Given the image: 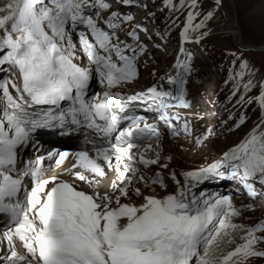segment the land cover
Masks as SVG:
<instances>
[{
	"label": "snow or ice",
	"instance_id": "snow-or-ice-1",
	"mask_svg": "<svg viewBox=\"0 0 264 264\" xmlns=\"http://www.w3.org/2000/svg\"><path fill=\"white\" fill-rule=\"evenodd\" d=\"M162 2L177 10L172 0ZM178 4L191 9L181 43H199L209 35L205 29L214 13L193 24L197 0ZM131 7L144 9L145 19L155 18L145 0H0V243L6 242L8 252L0 264H247L249 258H264L258 247L264 244V219L237 224L232 218L242 213L231 194L198 191L209 181L230 180L237 193L264 197V78L241 62L248 78L245 71L235 73L229 98L245 107L255 104L259 122L211 164L177 173L169 167L172 156L163 155L155 124L129 114L138 105L156 113L173 138L183 135L197 146L243 127L246 114L237 119L231 112L227 118L216 113L221 131L207 135H195L187 118L174 123L181 116L170 109L192 107L185 87L193 71L190 54L184 62L177 59L175 76L125 91L148 54L141 33L152 39L149 28L124 10ZM190 29L199 34L190 39ZM93 82L104 90L90 93ZM197 118L203 117L193 114ZM81 127L95 139L86 138L91 147L74 154L72 182L63 174L44 177L39 161L20 159L41 130ZM144 140L156 143L142 147ZM68 155L57 153L56 164ZM151 166L156 170L148 176ZM106 168L115 179L101 192L97 178L106 176ZM237 231L243 232L242 242L220 252L235 242Z\"/></svg>",
	"mask_w": 264,
	"mask_h": 264
},
{
	"label": "rangeland",
	"instance_id": "rangeland-1",
	"mask_svg": "<svg viewBox=\"0 0 264 264\" xmlns=\"http://www.w3.org/2000/svg\"><path fill=\"white\" fill-rule=\"evenodd\" d=\"M145 2L148 4L147 11L154 12L155 18L146 19L144 25L152 26L157 31L156 36L145 41L148 46V54L142 57V59H146V64L144 63L141 66V70L151 72L160 64L154 62L155 59L149 52L153 48L155 54L159 55L161 52L160 49L152 47V43L162 42L161 45L165 51L159 56L160 61L167 52L178 48L176 44L181 42L180 32L185 24L187 11L191 9L186 5L180 6L178 0H172L173 4H177V10L164 7L162 0H145ZM197 3L198 8L195 11L199 15L193 21V24L203 19L204 14L208 11H212L214 15L207 22L205 30L209 32L208 36L204 37L199 43L184 42V44L186 43L184 50L192 56V68L197 67L192 71L196 94L193 96L196 100L194 98L193 100L198 102L200 99L202 106L196 105V107L208 108L210 106L211 109L215 110V113H222L225 118H227L229 112L237 119L240 113H245L247 122L243 127L233 130L230 134L212 136L211 140L203 146L194 145L190 139L186 141L181 139L177 142L175 138H172L173 141L170 144L172 149L165 145L163 155L172 156V160L169 161L170 163L168 162L169 167L170 165L174 166L171 169L178 171V173L186 169L183 166L189 165V160H192L193 167H196L199 162H204L211 157L214 151H225L226 148L239 142L261 117L260 110L255 104L248 107L237 105L235 99L229 97L234 82L232 77L235 73L245 71L244 79L247 80L248 78L247 70H242L240 67L242 61H247L252 70H258L257 79L264 78V50H262V47L264 48V0H222V6L218 9L215 6V0H197ZM142 10L146 13L144 9ZM236 29L239 35H237ZM198 34L199 30H189L190 39ZM143 37V33H141V38ZM238 38H240V42ZM186 45L188 46L186 47ZM169 60H171V56ZM226 80L229 83H225ZM250 94L254 95L255 90ZM211 118L210 122L205 121L203 118L195 121L192 125L190 124L195 135H207V132L213 129L217 133L221 131L218 119L212 114L206 120ZM180 179L183 180V177H180ZM169 184L171 185L169 189L171 191L174 185L171 184V181H169ZM227 186L226 183H222L221 187L224 193L228 195L232 191ZM233 203L241 209L242 213L233 219L235 223L253 226L264 219L263 209L259 211V208L255 206L252 209L242 207L251 203L246 194L235 193ZM255 220L256 222H254ZM242 235L243 232L237 235V238H235L236 244L242 242L239 239ZM236 244L228 251L232 250ZM258 247L264 248V244L258 245ZM247 264H264V258H249Z\"/></svg>",
	"mask_w": 264,
	"mask_h": 264
},
{
	"label": "bare ground",
	"instance_id": "bare-ground-1",
	"mask_svg": "<svg viewBox=\"0 0 264 264\" xmlns=\"http://www.w3.org/2000/svg\"><path fill=\"white\" fill-rule=\"evenodd\" d=\"M214 1V0H213ZM125 10V9H124ZM235 26H236V23H235ZM236 31H237V35H239V32H238V30L236 29ZM238 41L240 42V38H238ZM186 44V43H185ZM185 44L183 43V47H185ZM186 46H188V45H186ZM161 48L162 49H164V47L161 45ZM176 50H178V48H176L174 51H176ZM262 50H264V48L262 47ZM151 51H154V49L153 50H151ZM173 51V50H172ZM155 60H154V62H157V61H159L160 62V59L159 58H157V57H154V56H152ZM143 65V63H139V65H138V70H141V66ZM194 102H196V101H194ZM194 102H192V103H194ZM199 103L198 102H196V105H198ZM198 106H202L201 104H199ZM192 107H196V106H193V104H192ZM196 109L197 110H202L203 108H201V107H196ZM213 118V117H212ZM212 118L210 119V120H205V121H208V122H210L211 120H212ZM203 121V120H202ZM48 133H51V131H49V132H43V133H38L37 134V137H45V139L47 140L48 139V137L47 136H49L48 135ZM54 134V133H53ZM172 136L171 135H169L168 134V132H165L162 136H161V140H162V142H163V147L166 145V147H168L169 149H172V147H171V143H172ZM181 139L183 140V141H186V139H184V137H183V135H181L179 138H175V140H177V142L178 141H181ZM49 140L50 139H48V141H45V140H43V139H41V138H39V143L41 144V145H43L42 146V148L44 149V144L45 143H49ZM50 141H53V140H50ZM61 142H64V141H60L59 140V138H58V140H55V142H54V144H56V143H61ZM147 143H153V144H155L156 143V141L155 140H152V141H143L142 142V144H141V146L143 147V145L144 144H147ZM50 145H48L47 147H52V145H51V143H49ZM176 145V144H175ZM42 150V149H41ZM147 155L148 156H154V153H152V152H148L147 153ZM170 163V162H169ZM189 165H186V166H183V167H185L186 168V171L187 170H189V169H191L192 167H193V164H192V160L190 161L189 160ZM178 165H180V164H178ZM174 166H172V165H170V168H173ZM155 170H156V166H151V170L149 171V170H145L146 171V173H147V175L148 176H151L154 172H155ZM181 171H184V170H181ZM177 173H178V171H176ZM46 177H48V176H46ZM71 178V177H70ZM115 179V173H114V171H109V170H106V176L104 177V178H101L100 179V181H101V183H100V185H99V187H98V190L99 191H101V192H103V191H107V190H109V186H110V184H111V181L112 180H114ZM141 186V188L143 189V185H140ZM213 186V185H212ZM81 189H85V190H89L90 191V189H88V186L87 185H85V187L83 188V186L82 185H80L79 186ZM202 188H204V187H206V186H204V185H202L201 186ZM200 187V188H201ZM218 192L220 193V194H224V195H227L226 193H224V191H223V189H222V187L220 186V187H218ZM137 202H139V201H137ZM254 206V205H253ZM259 211H261V210H259ZM263 211V210H262ZM234 219V218H233ZM254 222H256V220L254 221ZM240 232H242V231H237V232H235V233H233V236L235 237V238H237V235L240 233ZM236 244V241L234 242V243H232V244H225V245H222V248L220 249L221 251L220 252H227L228 251V249H230V248H232L234 245ZM219 252V253H220Z\"/></svg>",
	"mask_w": 264,
	"mask_h": 264
},
{
	"label": "water",
	"instance_id": "water-1",
	"mask_svg": "<svg viewBox=\"0 0 264 264\" xmlns=\"http://www.w3.org/2000/svg\"><path fill=\"white\" fill-rule=\"evenodd\" d=\"M236 27H237V24H236ZM259 49H261V48H259Z\"/></svg>",
	"mask_w": 264,
	"mask_h": 264
}]
</instances>
